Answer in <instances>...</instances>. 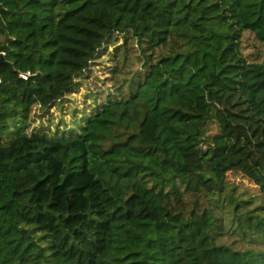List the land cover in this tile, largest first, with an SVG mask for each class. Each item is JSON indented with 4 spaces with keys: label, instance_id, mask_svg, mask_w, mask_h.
I'll return each instance as SVG.
<instances>
[{
    "label": "trees",
    "instance_id": "trees-1",
    "mask_svg": "<svg viewBox=\"0 0 264 264\" xmlns=\"http://www.w3.org/2000/svg\"><path fill=\"white\" fill-rule=\"evenodd\" d=\"M1 53L0 264H264V0H0Z\"/></svg>",
    "mask_w": 264,
    "mask_h": 264
},
{
    "label": "rangeland",
    "instance_id": "rangeland-1",
    "mask_svg": "<svg viewBox=\"0 0 264 264\" xmlns=\"http://www.w3.org/2000/svg\"><path fill=\"white\" fill-rule=\"evenodd\" d=\"M253 42H249L248 44V48H252L253 47ZM110 49V47H109ZM108 70L107 67V62L105 60V54L100 55L98 58H96L95 62H94V66L92 67L88 77L86 80H84V82H82L78 87H76V89L72 90V92L67 96V98H69V100L75 101L78 106L80 105L81 100L83 99V94L86 90L85 85H89L91 88H93L94 90L97 89V87L101 84V80L104 76V73H106ZM73 103H70V101H65L62 110L64 115L67 117H69L68 112H69V108L72 106ZM59 112L58 108L56 106L51 107L49 109V111L45 114H43L42 116H34L33 121L31 122V125L35 126V125H39L41 122L45 123L47 118L50 116H56V114ZM227 180L230 183H234V184H239L241 185V188L247 189L250 192H252L253 194H257L258 190L257 188L251 184L245 177H243L241 174L234 172V171H229L227 173ZM226 216L229 217L230 213L227 212Z\"/></svg>",
    "mask_w": 264,
    "mask_h": 264
},
{
    "label": "built area",
    "instance_id": "built-area-1",
    "mask_svg": "<svg viewBox=\"0 0 264 264\" xmlns=\"http://www.w3.org/2000/svg\"><path fill=\"white\" fill-rule=\"evenodd\" d=\"M0 55H2V53ZM19 76L22 77V78H24L26 76V74L20 73Z\"/></svg>",
    "mask_w": 264,
    "mask_h": 264
}]
</instances>
